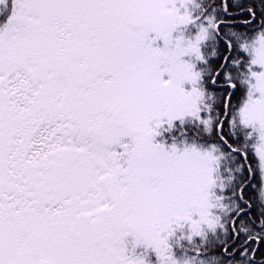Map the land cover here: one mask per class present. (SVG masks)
I'll list each match as a JSON object with an SVG mask.
<instances>
[{"label":"snow or ice","instance_id":"1","mask_svg":"<svg viewBox=\"0 0 264 264\" xmlns=\"http://www.w3.org/2000/svg\"><path fill=\"white\" fill-rule=\"evenodd\" d=\"M0 264H264V0H0Z\"/></svg>","mask_w":264,"mask_h":264},{"label":"trees","instance_id":"2","mask_svg":"<svg viewBox=\"0 0 264 264\" xmlns=\"http://www.w3.org/2000/svg\"><path fill=\"white\" fill-rule=\"evenodd\" d=\"M249 159L251 162L255 163L256 158L254 157V155L250 154Z\"/></svg>","mask_w":264,"mask_h":264}]
</instances>
